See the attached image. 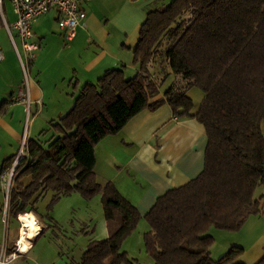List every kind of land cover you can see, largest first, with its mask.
<instances>
[{"label":"trees","instance_id":"16d2710c","mask_svg":"<svg viewBox=\"0 0 264 264\" xmlns=\"http://www.w3.org/2000/svg\"><path fill=\"white\" fill-rule=\"evenodd\" d=\"M145 15L131 53L137 73L126 78L122 68L105 72L78 91L73 106L49 130L27 140L11 175L7 215L16 220L34 212L35 200L45 192L53 193L49 206L73 193L85 200L99 194L108 236L90 242L79 264H130L120 249L141 217L113 185H98L94 146L145 109L165 104L176 117L191 116L185 91L194 87L203 94L192 116L206 136L202 171L155 201L143 217L149 227L143 249L153 264H242L243 250L236 246L210 259L214 240L208 232H237L259 209L264 0H170ZM158 61L181 84L153 102L158 93L149 66ZM50 130L52 136L41 141ZM15 159L1 163V177ZM24 178L30 179L26 186Z\"/></svg>","mask_w":264,"mask_h":264},{"label":"crops","instance_id":"0c3cea01","mask_svg":"<svg viewBox=\"0 0 264 264\" xmlns=\"http://www.w3.org/2000/svg\"><path fill=\"white\" fill-rule=\"evenodd\" d=\"M161 1L94 0L83 4L86 15L83 26L66 44L58 32L54 11L36 19L32 41L39 49L30 66L33 77L28 83V103L14 101L20 89L21 69L16 68L14 72L4 64L0 67V168L2 162L18 154L22 142L21 123L28 106L32 114L30 136L35 139L70 110L83 86L94 85L111 70L122 68L128 78L137 73L131 53L139 27L149 10L164 4ZM13 19L12 12V19L6 23L12 24ZM11 45L0 21V50L12 52L11 60L18 63ZM16 45L14 38V47L22 55L21 47ZM149 72L150 80L157 85L158 95L153 102L162 99L172 85L181 84L162 61L149 66ZM185 92L193 105L191 116L176 117L165 104L145 109L116 135L94 146L93 173L98 185H113L141 217L120 249L130 264H153L143 249L142 235L149 231L143 217L155 201L165 192L195 179L202 171L206 136L202 125L192 116L199 109L203 94L194 87ZM39 122H47L49 127L46 123L40 127ZM260 127L264 133V124ZM50 134H53L51 130L46 135ZM29 182V178L21 181L23 186ZM5 183V177L0 175V250L4 247V254L13 252L16 242L21 250L8 264H79L90 242L107 238L99 194L85 200L73 193L49 206L53 193L45 192L35 200L34 212L18 215L15 220L7 215L13 184L10 182L6 194ZM256 195L258 213L247 218L240 230L214 232L210 259L217 260L233 246L243 250L242 264H257L264 258V188ZM24 215L33 217L36 230L21 228L20 217Z\"/></svg>","mask_w":264,"mask_h":264},{"label":"built area","instance_id":"2783aa9c","mask_svg":"<svg viewBox=\"0 0 264 264\" xmlns=\"http://www.w3.org/2000/svg\"><path fill=\"white\" fill-rule=\"evenodd\" d=\"M94 0H8L10 8L14 15L13 23L9 24L4 21L2 14V2L0 0V21L3 28L8 35V39L12 44L15 53L16 60H18L21 73L23 76L22 86L19 89L15 102L28 103L29 101V78L28 71L34 61L36 52L39 49L37 43L32 41L33 38V25L37 21V18L46 15L50 11H54L57 15V29L60 33L63 44H66L73 40L76 35V30L83 26L86 17L85 11L83 10V4L93 2ZM19 40L22 55H19L16 48L14 47V35ZM3 55L0 50V63L3 61ZM23 151L20 150L7 175H5L6 183L4 184L3 190L6 194L9 192L10 182L12 179L14 168L17 165V161L23 157ZM21 251L18 243H15V251L4 254L0 253V264H8L17 257L18 252Z\"/></svg>","mask_w":264,"mask_h":264},{"label":"rangeland","instance_id":"374dc122","mask_svg":"<svg viewBox=\"0 0 264 264\" xmlns=\"http://www.w3.org/2000/svg\"><path fill=\"white\" fill-rule=\"evenodd\" d=\"M169 1L170 0H162L161 2H163L164 4H167V3H169ZM10 6L11 5L8 2V0H3L2 7H1L2 8V14H3L4 18L6 19L5 21H7V22L10 19H12V8H10ZM13 35H14L15 40H16V44H17L16 46L19 47V45H20L19 40L17 39L15 34H13ZM2 55H3L4 59H3V62L0 63V67L4 64L5 67H7L9 69V71L14 70V72H15L16 68H17V70H20V67H18L19 63H15L16 61L14 62V60H11V58H14V54H12V52L10 54L3 52ZM28 72H29L28 73V78H29V80H31L33 76H32V72H31L30 68H29ZM19 74H20V79H19V81H20L19 83L20 84H18V85H19V88H21V86H22L21 84H22V81H23V76H22L21 72H19ZM128 77L129 76H126V78H128ZM5 98H7V96ZM28 109H29V106L26 109L27 113H26V111L24 112L25 113V117H24V120L21 123L22 124V136H21L22 137V142H21V147L18 148V153L20 152V150L24 151L23 149H24V146H25L27 140L32 139V136H30V135H32L31 133L33 132L32 128H31L32 126L30 124V120L32 118V114L28 111ZM42 124H45L46 127H49L48 126L49 124L47 122H41V124L39 122L38 126L40 125V127H42L41 126ZM44 131H46V130H44ZM46 134L41 136V139H42L41 141H44V140L46 141V140L49 139L50 136L48 137ZM8 142H10V144L12 143V141L10 139H8ZM214 232H222V231L211 230L208 233H209V235L211 237H213V235L215 234ZM14 237H15V234H13V238ZM16 237H17V235H16ZM4 251L5 250H4V247H3V249L0 250V253H3Z\"/></svg>","mask_w":264,"mask_h":264},{"label":"bare ground","instance_id":"6f19581e","mask_svg":"<svg viewBox=\"0 0 264 264\" xmlns=\"http://www.w3.org/2000/svg\"><path fill=\"white\" fill-rule=\"evenodd\" d=\"M20 222L22 224L21 228H23V230H26V228H30L31 230H36L35 229V223H34V219L31 215H24L20 217ZM23 236V233L21 232V238ZM25 249V247H24ZM1 262V259H0Z\"/></svg>","mask_w":264,"mask_h":264}]
</instances>
